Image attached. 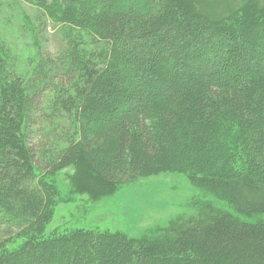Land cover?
<instances>
[{"label":"trees","instance_id":"1","mask_svg":"<svg viewBox=\"0 0 264 264\" xmlns=\"http://www.w3.org/2000/svg\"><path fill=\"white\" fill-rule=\"evenodd\" d=\"M66 168L91 202L178 173L195 213L46 233ZM0 226V264H264V0L0 1Z\"/></svg>","mask_w":264,"mask_h":264},{"label":"rangeland","instance_id":"2","mask_svg":"<svg viewBox=\"0 0 264 264\" xmlns=\"http://www.w3.org/2000/svg\"><path fill=\"white\" fill-rule=\"evenodd\" d=\"M12 2L11 0H0ZM217 8H223L230 2L241 0H210ZM21 6L31 15L37 14V9L30 3L21 2ZM5 11H2L4 15ZM5 17V15L3 16ZM41 33L42 47L52 52L61 46V36L58 27L50 21L43 23ZM10 27V25H8ZM11 36L15 40L16 49L21 52L25 46L29 47V40L23 31L11 26ZM20 34V37L12 35ZM10 36V34H8ZM30 139L39 135L37 126L27 129ZM31 140H29L31 142ZM37 138L36 141H38ZM71 168L58 172L52 179L58 189V203L54 209L51 222L46 227V233L52 229L91 228L119 230L127 236L139 238L144 233L165 227L173 219L194 215L192 197L197 191L186 178L178 173H158L141 178L125 185L109 197L91 202L85 194L72 191L67 174ZM0 226V236L3 235ZM148 229V230H147ZM14 229H12L13 233Z\"/></svg>","mask_w":264,"mask_h":264}]
</instances>
